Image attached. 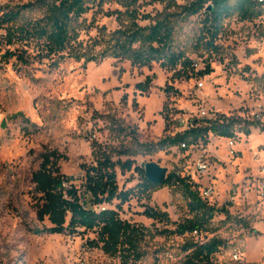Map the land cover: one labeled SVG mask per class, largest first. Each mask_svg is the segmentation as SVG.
I'll use <instances>...</instances> for the list:
<instances>
[{
	"label": "rangeland",
	"instance_id": "1",
	"mask_svg": "<svg viewBox=\"0 0 264 264\" xmlns=\"http://www.w3.org/2000/svg\"><path fill=\"white\" fill-rule=\"evenodd\" d=\"M28 1L0 0V7ZM186 2L179 0L180 4ZM261 12L262 16L254 22H241L237 17L227 21L217 43L220 53L190 54L196 72L203 71L208 64L213 70L208 76L192 78H174V72L164 71L156 64L138 68L115 59L89 64L66 60L59 68L49 67L47 61L23 66L15 58L4 57L8 49L15 48L4 45V32L0 30V264H121L117 258L89 246L94 234L35 233L48 226L38 220L40 196L32 181L42 154L48 151L63 157L59 162L62 174L70 180L68 184L80 188L85 177L82 166L94 162L96 144L117 153L133 154L139 151L137 143L158 144L174 137L181 131L177 128L179 120H203L200 112L207 110L242 120L236 126V158L229 154L228 139L210 135L206 147L191 152L182 153L173 147L121 159L134 160L135 166L141 168L149 163L158 164L168 169V176H189L194 160L206 152L211 156L212 168L208 176L198 178L196 183L201 194L207 188L214 189L208 202L217 208L229 203L233 186L251 176H264V120H252V113L264 109V8ZM91 17L92 14L87 16L89 21ZM97 25H105L110 31L117 28L114 20L103 17H98ZM200 28L199 17L183 23L179 41L191 45L199 37ZM95 35V30L83 33L81 40ZM149 78V91H138L137 84ZM249 125L248 137L244 130ZM113 157L120 158L117 154ZM140 182L134 171L122 175L118 170L121 190L134 189ZM138 197L125 204L120 215L155 234L144 243L147 255L143 264H181L186 238L156 232L175 230L178 223L191 217L182 189L166 186ZM146 207L167 213L169 223L144 217ZM250 210H244L238 202L232 204L230 219L218 215L212 225L217 232L210 237L238 243L247 229L236 220L257 223ZM233 253H224L220 259L233 260Z\"/></svg>",
	"mask_w": 264,
	"mask_h": 264
},
{
	"label": "trees",
	"instance_id": "2",
	"mask_svg": "<svg viewBox=\"0 0 264 264\" xmlns=\"http://www.w3.org/2000/svg\"><path fill=\"white\" fill-rule=\"evenodd\" d=\"M107 5L117 8L106 10ZM261 8H264V0H237L234 3L231 0H187L185 4H180L179 0H30L1 6L0 30L4 32L1 37L4 45L15 48L13 51L8 49L4 57L7 60L15 58L23 66L47 61L49 67L59 68L66 60L89 64L115 59L130 62L138 68H151L156 64L164 71L174 72V78L205 77L213 73L210 64L196 72V63L188 56L200 51L211 55L220 53L217 43L225 31V23L235 17L241 22H254L262 16ZM89 14H92L90 21ZM98 17L114 20L117 28L110 31L105 25H97ZM194 17L200 19L199 37L193 39L191 45L183 44L179 41L181 26ZM92 30L96 35L82 41V34ZM151 81L149 78L138 83L137 90L141 93L149 91ZM216 116V120H194V128L180 131L158 144L137 143L139 151L133 154L117 153L96 144L94 162L82 166L85 177L80 188L68 184L70 180L59 166L63 157L58 152L42 154V162L32 181L40 196L38 220L48 226L35 233L94 234L95 238L88 241L91 248L117 258L121 264H143L147 255L144 243L147 237L154 238L155 234L145 226L124 220L120 212L134 197L150 195L161 187L178 186L191 217L178 223L175 230L156 233L186 238L181 264H243L233 262L231 258L220 259L224 253L236 250L242 253L239 242L210 237L217 232L212 225L218 215L230 219L231 204L222 208L211 205L202 197L199 185L181 174L171 173L165 182L152 184L144 169L135 166L134 160L121 159L139 152L154 153L178 147L181 143L206 147L210 135L237 140L236 126L242 120ZM169 119L166 116L165 120ZM177 124L180 128V123ZM250 126L244 130L248 137ZM115 154L120 158L114 160ZM118 170L122 175L134 171L141 178L140 184L134 189L121 190ZM142 215L154 222L169 223L167 213L151 207H146ZM236 223L247 230L252 226L243 218Z\"/></svg>",
	"mask_w": 264,
	"mask_h": 264
},
{
	"label": "built area",
	"instance_id": "3",
	"mask_svg": "<svg viewBox=\"0 0 264 264\" xmlns=\"http://www.w3.org/2000/svg\"><path fill=\"white\" fill-rule=\"evenodd\" d=\"M259 2H263V0H259ZM200 87H203V84H200ZM202 119L208 120H216L217 114L202 110L201 112ZM264 109L259 112L252 113L253 122H262L264 120ZM240 119V118H239ZM181 131L189 130L195 127L193 122L179 120ZM236 136L239 135L236 129ZM213 136V135H212ZM220 139V138H219ZM222 140V139H220ZM228 151L231 157L234 159L237 156V152L235 150V142L237 140L228 139ZM180 152L186 153L191 152L193 150L202 149L203 146H187L186 143H181L178 147H176ZM211 156H208L206 152H203L199 155V158L194 160V169L193 172L188 176L194 182L198 181V178H203L208 176L211 171ZM264 173V169L262 170ZM67 187V184H64ZM214 196V189L207 188L202 193V197L206 200L211 199ZM244 210H250V214L255 218V222H264V176L256 177L251 176L245 179L241 184L233 186L229 192V204L237 203ZM197 235V233H195ZM233 262H242L241 252L236 250L233 254Z\"/></svg>",
	"mask_w": 264,
	"mask_h": 264
},
{
	"label": "crops",
	"instance_id": "4",
	"mask_svg": "<svg viewBox=\"0 0 264 264\" xmlns=\"http://www.w3.org/2000/svg\"><path fill=\"white\" fill-rule=\"evenodd\" d=\"M242 235L239 240L242 263L264 264V222L254 223Z\"/></svg>",
	"mask_w": 264,
	"mask_h": 264
},
{
	"label": "water",
	"instance_id": "5",
	"mask_svg": "<svg viewBox=\"0 0 264 264\" xmlns=\"http://www.w3.org/2000/svg\"><path fill=\"white\" fill-rule=\"evenodd\" d=\"M2 128H5V124H2ZM147 180L152 184H160L167 180L168 169L160 167L158 164L149 163L143 167Z\"/></svg>",
	"mask_w": 264,
	"mask_h": 264
}]
</instances>
